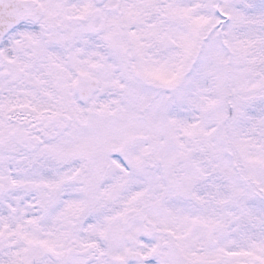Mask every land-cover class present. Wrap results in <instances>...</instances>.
<instances>
[{"label":"snow or ice","instance_id":"obj_1","mask_svg":"<svg viewBox=\"0 0 264 264\" xmlns=\"http://www.w3.org/2000/svg\"><path fill=\"white\" fill-rule=\"evenodd\" d=\"M0 264H264V0H0Z\"/></svg>","mask_w":264,"mask_h":264}]
</instances>
